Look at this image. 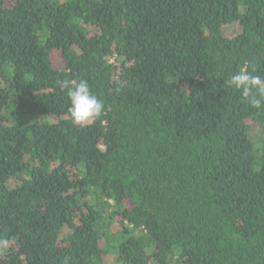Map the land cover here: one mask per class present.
Here are the masks:
<instances>
[{"label": "trees", "instance_id": "1", "mask_svg": "<svg viewBox=\"0 0 264 264\" xmlns=\"http://www.w3.org/2000/svg\"><path fill=\"white\" fill-rule=\"evenodd\" d=\"M242 69L264 78V0H0V264H264Z\"/></svg>", "mask_w": 264, "mask_h": 264}, {"label": "clouds", "instance_id": "2", "mask_svg": "<svg viewBox=\"0 0 264 264\" xmlns=\"http://www.w3.org/2000/svg\"><path fill=\"white\" fill-rule=\"evenodd\" d=\"M60 90L67 91L70 101L68 112L73 124L86 126L99 118L104 111V103L91 90L85 79L77 81L58 82ZM229 87L240 90L254 107L264 104V78L252 75L246 70H240L231 75L225 82Z\"/></svg>", "mask_w": 264, "mask_h": 264}, {"label": "rangeland", "instance_id": "3", "mask_svg": "<svg viewBox=\"0 0 264 264\" xmlns=\"http://www.w3.org/2000/svg\"><path fill=\"white\" fill-rule=\"evenodd\" d=\"M54 62H55V64H56L57 66L60 67V62H59V60H58V56L54 57ZM254 127H255V126H254ZM255 128H256V127H255ZM255 137H256V139L259 140V138H260V133H257V135H256ZM114 228H115V227H114ZM109 264H113L111 257H110V262H109Z\"/></svg>", "mask_w": 264, "mask_h": 264}]
</instances>
